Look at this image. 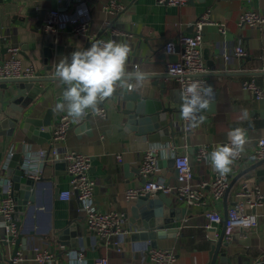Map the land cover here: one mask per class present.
<instances>
[{"label": "crops", "instance_id": "obj_1", "mask_svg": "<svg viewBox=\"0 0 264 264\" xmlns=\"http://www.w3.org/2000/svg\"><path fill=\"white\" fill-rule=\"evenodd\" d=\"M77 1L2 0L0 2V61L7 56V52H3V45L5 47L17 45L20 48L23 65L32 64L38 76L54 74L44 69L43 43L53 42L57 45L81 49L88 41H92L89 37H109L110 28L105 24L109 20L127 33L126 36L118 38V43H127L132 48L127 68L137 63L140 71L149 74L164 70V66L170 62V57L176 55V53L165 52L166 43L176 40L183 33H192L191 23L208 12L211 22L204 27L202 51L207 65L206 78L215 92L214 106L210 105L208 110L200 114L205 119L198 127H192L190 131L176 136L173 142H157L150 145L166 146L158 159L164 164L163 167L159 166V175L172 181L175 179V168L169 167V160L173 158V151H175L190 156L196 181L211 182L214 171L209 160L210 153L216 145L228 143L227 133L231 129L241 127L246 130L249 143L245 146L244 159L232 165L230 183L237 174L253 164L252 156L256 154L258 141L264 140V70L261 69L264 59V26H241L238 20L245 10L263 12L264 0H187L181 5L159 4L155 0H117L124 5V9L113 17L104 9L105 3L109 0H87L91 14L87 34L76 35L69 24L54 33L44 34L40 31L39 27L49 9L61 8L71 12ZM220 23L226 25L225 34L218 30L217 24ZM147 43L152 49L160 50L153 54L148 49ZM225 44L229 48L241 44L246 54L243 57L232 55L227 62H224L221 52ZM158 54L166 55L162 65H154L147 61L148 57L151 61H156ZM216 54L221 57H217ZM211 60H214L215 64L209 67L208 61ZM219 71L225 72L226 75L213 74ZM252 78L263 90V96L260 99H255L251 92L242 88V83ZM131 82L135 83L134 80ZM153 82L154 79L147 78L142 87L150 88L155 96H160V87L152 85ZM164 82L167 93L162 96V99L166 104L169 103L172 107L180 109L181 91L178 82L174 78L166 79ZM44 85L46 84L42 86ZM61 86L62 83L55 84L54 89L50 88L44 94H38L33 102L35 111L32 115L42 117L49 108H52V124H55L62 113L56 111L57 100L63 93ZM140 88L118 89L131 92L139 91ZM169 90L172 91V96ZM1 93L0 88V95ZM117 102H119L117 96L106 100L103 104L105 115L94 114L87 127L77 126L83 118L72 125L62 145L67 149L84 153L90 158L89 175L95 181L96 207L102 211L118 210L129 213L133 201L127 200L125 191L143 184V176L133 170L139 168L145 151L140 149L142 145L140 140H136L131 146L129 135L117 128L123 120V115L119 112L121 106ZM7 110L14 113L9 108ZM211 110L215 111L209 113ZM244 110H247V119L243 118ZM178 120L179 122L182 120L180 114ZM1 130L0 127V132ZM51 143L50 139L43 144H38L27 138L21 130L13 136L0 134V160L9 158L11 150L14 153L21 152L26 155L31 153L32 158L36 160L38 151L48 150ZM202 145L207 147V159L198 161L196 154ZM117 154L122 155V161L116 159ZM7 178L12 181L11 177ZM246 180L264 189V180L258 181L255 171L251 170L240 177L220 200L213 199L210 186H207L205 190V204L186 206L174 198L177 206H185L191 211L182 214L180 221L174 222V226L177 227L176 235L158 238L156 247L174 249L178 256L175 264H208L212 245L209 237L215 232L221 233L225 210L233 205L235 191ZM68 187L69 175L66 164L63 161L48 163L39 182L37 192L39 203L34 204V208L28 213L20 215L21 229L25 233L34 230L38 234L34 237L33 244L49 248L54 252L56 260L53 264H69L67 253L72 249L82 250L88 264H93L95 258L104 255L108 256L111 264H121L125 261L149 264L148 252L153 247L144 246L142 241H132L128 234L122 242L123 252L115 248H106L96 236L87 231L81 211L79 216L82 218L78 217V219L84 225L82 244L76 248H70L69 245L63 246L59 243L56 238L59 232L69 225L71 201L74 199L73 196L70 200H62L59 193ZM1 198L2 190H0ZM256 211L259 215L256 228L245 232L237 229L233 231V240L226 247L227 256L231 259L227 264H248L264 249V201L256 208ZM1 229L4 228L0 215V234ZM136 229L134 227L133 230ZM3 233L6 238L5 230ZM41 239H46L47 242ZM24 247L22 243L19 249L23 254L31 249ZM13 248L14 243L11 242L7 247L8 257ZM220 259L221 254L218 255L216 264H222ZM0 264L9 263L0 260ZM13 264L36 263L23 258Z\"/></svg>", "mask_w": 264, "mask_h": 264}, {"label": "built area", "instance_id": "obj_2", "mask_svg": "<svg viewBox=\"0 0 264 264\" xmlns=\"http://www.w3.org/2000/svg\"><path fill=\"white\" fill-rule=\"evenodd\" d=\"M159 4L181 5L187 0H155ZM105 11L111 16H115L119 11L124 9V5L117 0H109L104 5ZM91 20L90 6L87 0H78L73 10L61 8H51L47 11L46 16L39 27L44 34L54 33L61 30L67 24L72 28L76 35L87 34ZM209 13L206 12L194 22L192 33H183L176 40H171L165 45L167 54L176 53L178 59L175 62L168 63L167 73L174 77L178 82L180 91L183 86L192 80H199L203 84H208L206 78L207 65L203 56L202 43L203 31L206 24L210 23ZM241 26H264V11L245 10L238 20ZM105 24L110 28V35L106 38L89 37L93 43L98 40L108 41L114 40L118 42V38L126 36L127 33L115 26L109 20ZM218 30L225 34L227 32L224 23L217 24ZM90 36V35H89ZM179 46L177 49L176 46ZM90 47V46H89ZM88 48V47H87ZM222 58L227 62L231 56L243 57L246 54L245 48L241 44L229 48L223 45ZM218 54V56L221 57ZM264 70V59L261 64ZM139 68L137 63L133 65V71ZM38 76L36 68L30 65H23L20 58V48L17 45L8 46L7 56L0 61V79L11 78H31ZM242 88L251 92L255 99L263 96V90L258 86L252 78L242 83ZM105 108L100 106V114L105 115ZM97 115V114H95ZM80 121V120H79ZM79 121L73 120L68 116L67 112H62L55 122L49 126L51 134V145L48 150L41 149L37 153L36 160L32 158L33 154L26 155L25 172L27 176L38 180L42 177L45 166L55 161H63L66 164V170L69 175V187L59 193L62 200H70L75 192H78V199L81 202V212L85 218L86 229L89 233L97 237L98 241L106 248H115L119 252H123L122 242L124 237L134 229L124 212L118 210H99L94 203V186L95 181L89 175L90 158L81 152L70 150L62 144L66 139V135L70 127ZM181 128L184 132L192 129L188 121L181 120ZM166 146L160 144H152L144 152L143 159L139 166L140 174L146 178V183L139 187L128 188L125 191V197L128 201L135 198L150 194L154 196L158 193H165L173 196L178 202L184 203L186 206H194L205 204L206 187L210 186L212 197L214 200H220L226 193L230 185V173L220 176L214 170V178L211 182L196 181L192 167L191 158L188 154H180L173 151L175 159L174 168L177 176L172 181L164 176L159 175L160 168L158 159L161 152ZM255 153L258 158L264 157V140H259ZM14 151L9 152V157ZM207 147L200 146L196 159L198 161L207 159ZM245 157L244 153L234 162H240ZM116 159L122 161V155L117 154ZM2 198L0 199V215L3 219V227L6 233V239L9 243L13 242L18 234V228L15 221L14 213L16 211V200L12 194L13 183L3 177L1 180ZM235 201L227 209L226 234L225 238L232 241L235 229L245 232L246 230L256 228L259 223V215L256 208L261 206L264 201V189L258 184L243 181L234 193ZM219 233L215 232L209 237L211 241L217 240ZM41 241L47 242L46 239ZM70 253H76L75 259L70 258ZM69 264H88L82 250H70L67 253ZM177 253L174 249L153 247L148 252L149 264H175L177 261ZM26 258L36 264H53L56 260L54 252L49 248L41 245H34L25 254L18 252L13 263ZM93 264H111L108 256H99L95 258ZM121 264H135L131 261H125ZM248 264H264V249L260 254L252 259Z\"/></svg>", "mask_w": 264, "mask_h": 264}, {"label": "water", "instance_id": "obj_3", "mask_svg": "<svg viewBox=\"0 0 264 264\" xmlns=\"http://www.w3.org/2000/svg\"><path fill=\"white\" fill-rule=\"evenodd\" d=\"M0 2H2V0H0ZM92 43L93 41H88L83 48L79 49L84 50ZM146 45L153 54H156L160 50L152 49L148 43ZM136 48H138V46ZM176 48L178 49L179 46L177 45ZM42 49L44 69L53 73H55L56 63H58L61 58L65 56L70 58V54L78 50V48L65 47L53 42L43 43ZM7 50L8 47L3 45V52L6 53ZM216 56L218 57V54H216ZM165 57V54H158L156 61H151L150 57L146 59L149 63L159 66L164 63L163 60ZM177 59L178 56L174 55L170 57L169 63L175 62ZM214 64V60L208 61L209 67L214 66ZM167 65L164 66V70H158L147 74V78L154 79L152 85L160 87V96H155L150 88L145 87H141L139 91L133 90L131 92L117 89L113 95L118 97L119 102L117 103L121 106L119 112L123 115V120L120 125H117V128L129 135L131 146L134 145L136 140H140L142 142L140 149L144 151L149 148L151 143L173 142L176 136L184 134L181 128V122L178 120L180 109L172 107L169 103L166 104L162 99V96L167 93L164 80L174 78L167 73ZM127 69L128 72H134L132 65H129ZM213 74L220 76L226 75V73L222 71ZM44 83L46 85L42 86ZM58 83L61 82L55 77V74L31 78L0 79V88L2 89L0 95V127L2 130L0 134L13 136L18 130H21L25 133L27 138L38 144H43L47 140H50L51 134L49 126L52 124L53 109L49 108L44 116L37 117L32 115L35 111L33 102L38 94H44L50 88L54 89L55 84ZM65 88L66 85L62 84V91H64ZM169 93L170 96H172L171 90H169ZM61 99L62 96L57 102H60ZM214 102L215 101L211 103L212 106H214ZM103 104L100 106H103ZM8 108L14 113L8 112ZM214 111L215 110H211L209 113ZM94 116V113L89 112L77 126H81V128L87 127L90 125ZM252 157L253 164L241 171L231 180L227 192L240 177L251 170L255 171L258 181L264 180V157L258 158L256 154H253ZM25 162L26 154H22L21 152L14 153L11 157L5 158L4 161L0 160V183L4 176L11 177L13 181L12 194L16 200V211L14 216L18 234L13 241L14 248L10 257L7 256V247L10 243L5 238V234L3 233L4 229H1L2 232L0 234V260H5L9 264H13V260L18 255L22 243L25 246L24 248H32L34 246L32 241L34 237L38 236L34 230L25 233L24 230L21 229L20 215L28 213L34 208V204L39 203L37 192L41 180V178L35 180L27 176L24 168ZM174 163L175 159L173 157L169 160V167L174 166ZM158 166H164L162 160H158ZM125 167H127V165H125ZM133 171L140 174L139 168H135ZM2 174H4V176ZM175 175L177 176L176 170ZM146 181V178L143 177V184L146 183ZM55 195H58L57 188L55 189ZM129 210V213H125L127 221L133 228H137L136 230H132L129 236L132 241H142V244L147 247H156L158 238H165L169 235L175 236L177 227L174 226V222L180 221L182 219V214L184 215L187 211H191L185 206H177L173 196H169L162 192L154 196L146 194L135 198ZM80 211L81 202L78 199V192L76 191L74 199L71 201L69 225L62 229L56 238L63 246L69 245L70 248H76L82 244L84 225L78 219V217L82 218V216H79ZM226 221L227 209L225 210L222 220L223 228L221 233L217 240L212 241L209 251L210 261L208 264H216L219 254H221L220 262L222 264H227L231 261L226 252V247L231 242L225 240Z\"/></svg>", "mask_w": 264, "mask_h": 264}, {"label": "clouds", "instance_id": "obj_4", "mask_svg": "<svg viewBox=\"0 0 264 264\" xmlns=\"http://www.w3.org/2000/svg\"><path fill=\"white\" fill-rule=\"evenodd\" d=\"M131 54L132 48L127 43L98 40L84 50L73 51L70 58H61L54 74L66 88L61 101L56 104V111H66L73 120L79 121L89 112L100 114V105L112 98L118 88L142 87L147 74L139 68L134 72L127 71ZM133 80L135 83L131 82ZM180 98V116L195 128L205 119L200 114L209 109L215 92L212 85L192 80L183 86ZM247 117V110H244L243 118ZM227 136L228 143L216 145L209 155L212 169L220 176L232 171L234 161L249 143L246 130L241 127L231 129ZM69 255L71 259L77 256L76 253Z\"/></svg>", "mask_w": 264, "mask_h": 264}, {"label": "rangeland", "instance_id": "obj_5", "mask_svg": "<svg viewBox=\"0 0 264 264\" xmlns=\"http://www.w3.org/2000/svg\"><path fill=\"white\" fill-rule=\"evenodd\" d=\"M5 230V229H4Z\"/></svg>", "mask_w": 264, "mask_h": 264}]
</instances>
